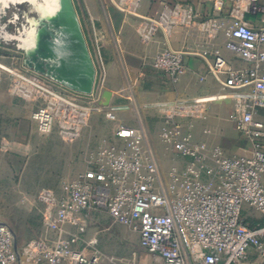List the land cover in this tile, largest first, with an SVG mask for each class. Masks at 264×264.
I'll return each mask as SVG.
<instances>
[{
	"label": "built area",
	"instance_id": "2783aa9c",
	"mask_svg": "<svg viewBox=\"0 0 264 264\" xmlns=\"http://www.w3.org/2000/svg\"><path fill=\"white\" fill-rule=\"evenodd\" d=\"M225 1L231 3L228 24L201 20L192 7L178 4L165 6L157 18H144L139 28L144 43L159 32L164 35L153 67L172 83L179 82L186 57L193 55L204 59L210 74L229 91L154 105L162 111L160 141L186 162L182 169L173 166L166 177L147 149L143 130L119 121L116 110L105 111L102 86L81 94L15 62L6 63L23 33L11 30L19 14L8 15L17 2L0 11V82L8 83L12 96L38 105L33 119L41 134L56 130L64 142L74 143L96 113L116 123V142L92 153L83 174L64 182L60 192L38 193L44 239L18 249L15 232L0 222V264H101L97 251L88 257L76 249L94 209L106 210L114 223L137 232L142 248L162 264H264V120L257 119L264 112V26L245 19L247 14L264 16V0H216V9ZM114 3L127 14L135 13L129 0ZM221 30L226 49L247 68L233 67L218 50L199 51L184 42L197 37L209 42ZM181 42V48L174 46ZM226 100L232 101L229 120L251 142L248 155L228 156L195 142L194 122L207 119L211 103Z\"/></svg>",
	"mask_w": 264,
	"mask_h": 264
},
{
	"label": "crops",
	"instance_id": "0c3cea01",
	"mask_svg": "<svg viewBox=\"0 0 264 264\" xmlns=\"http://www.w3.org/2000/svg\"><path fill=\"white\" fill-rule=\"evenodd\" d=\"M215 1L129 0L131 10L134 9L135 13L127 14L115 6L114 0H73L96 65L95 87L104 88L102 103H109L108 107L103 106L105 111L114 109L117 111L119 121L142 129L146 136V146L147 139L159 143L157 144L161 147L149 146L147 149L158 161L160 168L163 167L165 160L170 162L171 168L178 166L181 169L185 167L186 162L160 141L158 136L163 128L162 111L154 108V105L214 98L229 91L210 74L209 64L193 55L186 57V70L179 82L172 83L153 67L155 56L165 44L164 35L159 32L152 42L144 43L138 31L144 18H157L165 6L178 4H184L185 8L192 7L201 20L213 18L225 24L230 23L231 3L225 1L222 7L216 9ZM245 19L258 27L264 26V16L247 14ZM185 41L199 51L218 50L233 67L247 68L245 63L226 49L224 30L219 31L209 42L204 37L186 38ZM184 42L175 43L174 46L181 48ZM8 87L7 82H0V152L1 150L14 152L16 159L30 157L34 152L44 148L53 150L56 147L63 148L65 144L56 130L49 135H42L39 132L38 123L33 119V113L38 105L12 96ZM106 92L112 94L109 100L104 97ZM231 108L230 100L211 103L207 119L194 122L195 142H204L210 148H220L228 156L248 155L251 142L242 136L229 120ZM257 119L264 120V112H258ZM115 126V122L106 120L104 113L94 114L79 141L67 147V156L63 154V178H58L55 186L43 187L38 193L43 189L60 192L64 182L83 174L87 169L88 157L92 153H96L100 147L116 142ZM72 150L80 158L84 155V164H81V170L76 176L64 178L70 176L72 172ZM89 216L90 223L86 232L81 235V242L76 249L85 250L88 257H92L97 251L102 258L101 264L130 263L129 259L119 256L120 251L116 253L109 250L108 245L116 240L122 243L124 248L137 245L140 249L142 248L140 235L114 223L104 209H94L90 211ZM67 230L70 233L76 232L72 227H67ZM44 238L42 226V235L37 239ZM93 240L97 241L96 245L92 248L87 247ZM30 241L20 242L16 238L18 249H22ZM143 254V264H162L160 257L145 251Z\"/></svg>",
	"mask_w": 264,
	"mask_h": 264
},
{
	"label": "rangeland",
	"instance_id": "374dc122",
	"mask_svg": "<svg viewBox=\"0 0 264 264\" xmlns=\"http://www.w3.org/2000/svg\"><path fill=\"white\" fill-rule=\"evenodd\" d=\"M10 2H17V4L15 3L16 5H13L12 9L8 11V15L19 14L17 24L11 30L15 33L19 29L23 36L18 37L19 42H16V46H14L15 53L10 54V59L6 60V63L14 64L15 62L19 66L25 67L24 60L29 51L22 46L20 38H25L34 29L39 33L42 26L50 23V21L48 18L43 19V10H39L37 6L45 5V0H10L8 3ZM0 3V7L5 4L4 1H0ZM35 21L40 22L37 29L35 28ZM17 45H20V50ZM76 142L66 143L63 141L65 144L63 148L56 147L54 150L44 148L34 152L30 157H16V159L14 152L1 150L0 222L8 224L13 229L17 241L27 242L42 235V205L37 200L38 191L43 187L55 186L57 179L63 178V154L67 156V147H71L70 145H74ZM157 143L147 139L148 148L149 146L161 147ZM71 154L72 172L70 176L64 178L76 176L84 164V155L80 158L73 150ZM170 166V162L165 160L163 167H161L165 177L171 169ZM256 215L258 216V214ZM108 249L116 253L120 251L119 256L130 261L126 264H133V262L143 264V252H148L143 248L140 250L137 245L124 248L122 243L116 240L109 243Z\"/></svg>",
	"mask_w": 264,
	"mask_h": 264
},
{
	"label": "water",
	"instance_id": "95a60500",
	"mask_svg": "<svg viewBox=\"0 0 264 264\" xmlns=\"http://www.w3.org/2000/svg\"><path fill=\"white\" fill-rule=\"evenodd\" d=\"M39 34L25 67L73 91L92 94L97 69L73 0H68L59 21L44 24ZM111 95L106 92L104 97L109 100Z\"/></svg>",
	"mask_w": 264,
	"mask_h": 264
},
{
	"label": "bare ground",
	"instance_id": "6f19581e",
	"mask_svg": "<svg viewBox=\"0 0 264 264\" xmlns=\"http://www.w3.org/2000/svg\"><path fill=\"white\" fill-rule=\"evenodd\" d=\"M4 1V5L0 7V11H3L4 7L7 6L10 0H0ZM45 3H48V6L45 11L42 13L43 19L48 18L50 22L59 21L62 16L63 10L65 9L68 0H45ZM35 28L37 29L40 26V22H34ZM40 38V34L34 29L29 33L25 38H20L22 46H24L29 52H32L36 43Z\"/></svg>",
	"mask_w": 264,
	"mask_h": 264
},
{
	"label": "flooded vegetation",
	"instance_id": "af4514ba",
	"mask_svg": "<svg viewBox=\"0 0 264 264\" xmlns=\"http://www.w3.org/2000/svg\"><path fill=\"white\" fill-rule=\"evenodd\" d=\"M38 6V9L39 10H43V11H45L46 10V8H47V6H48V3H45V5H37Z\"/></svg>",
	"mask_w": 264,
	"mask_h": 264
}]
</instances>
